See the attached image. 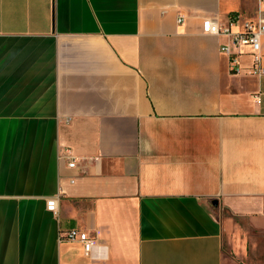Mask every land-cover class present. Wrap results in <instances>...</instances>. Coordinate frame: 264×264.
Segmentation results:
<instances>
[{
  "label": "crops",
  "instance_id": "0c3cea01",
  "mask_svg": "<svg viewBox=\"0 0 264 264\" xmlns=\"http://www.w3.org/2000/svg\"><path fill=\"white\" fill-rule=\"evenodd\" d=\"M261 15L264 0H0V264H264V74L202 31Z\"/></svg>",
  "mask_w": 264,
  "mask_h": 264
},
{
  "label": "built area",
  "instance_id": "2783aa9c",
  "mask_svg": "<svg viewBox=\"0 0 264 264\" xmlns=\"http://www.w3.org/2000/svg\"><path fill=\"white\" fill-rule=\"evenodd\" d=\"M263 1V0H261ZM235 20L231 17V23ZM202 31L204 34L214 35V36H228L230 39V44H221L219 50L222 53L233 55L232 46L239 48L241 46H248L253 55V69L254 74H264V67L261 66L260 56L258 51L260 49V38L264 36V15H261L256 20L244 21L241 28L237 31H232L228 25H221L219 23L213 22L210 19H205L202 23ZM231 58V63H235V54ZM65 154L63 157L68 163L69 167L75 166V159L71 155L69 149H65ZM47 210L57 213V206L55 198H51L46 202ZM63 238L68 241H78L81 243L83 252L85 255H90L95 246H97V240L95 237L90 236L87 232L81 231L77 228L67 230Z\"/></svg>",
  "mask_w": 264,
  "mask_h": 264
}]
</instances>
